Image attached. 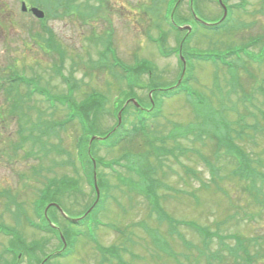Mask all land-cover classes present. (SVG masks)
<instances>
[{"label":"rangeland","instance_id":"rangeland-1","mask_svg":"<svg viewBox=\"0 0 264 264\" xmlns=\"http://www.w3.org/2000/svg\"><path fill=\"white\" fill-rule=\"evenodd\" d=\"M16 1L0 0V82L2 75L15 69L26 72L28 77H40L42 85L64 91L50 59L34 48L36 45L31 47L32 39L39 38L41 27L20 14ZM36 1L41 3L36 5L39 9L45 7L48 12L44 27L48 26L54 33L55 50L53 47L49 50L56 55L57 51H62L63 43L67 51L65 69L71 84L78 86L75 98L84 101L95 92L105 102L106 112L94 116L97 127H89L90 139L106 134L115 124L112 111L124 102L139 97L141 103L150 108L148 89L163 90L174 85L181 70L178 57L173 54L181 43L186 60L185 92L168 99L151 92V104L160 112L158 118L147 119L129 107L124 122L135 136L108 152L96 145L94 159L119 164L113 166L114 172L106 168L99 171L101 201L89 221L84 226H72L59 213L50 211L53 222L58 221L57 226L66 229L61 231L71 245L74 243V253L47 264H209L208 256L220 260L214 264H244L234 259L227 249L231 246L236 250L238 242L255 255L256 259L249 264H264V206L259 204L263 198L255 201L248 191L249 182L234 173L239 164L229 156V150L233 149L231 130L242 115L249 124L246 133L250 137L245 136L244 141L237 144L253 161L252 167L264 174V121L260 115V111H264V64H254L264 61V0H242L250 5L234 9L221 34L201 31L198 35L180 30L194 26L189 0L177 5L176 0H72L70 11L64 8L65 0L59 3L50 0L49 5L45 0ZM214 1L195 0L192 8L203 19L217 21L222 11ZM224 1L242 3L241 0ZM4 2L5 9L1 6ZM172 17L174 26L166 22ZM29 30L33 31L32 37L28 36ZM253 37H261L263 41L255 48L236 50L249 44ZM108 43L111 48L107 56L112 55L101 58L99 53H106ZM163 48L167 56L161 55ZM229 53L235 55L228 57ZM194 54L220 55L222 59L192 58L190 55ZM115 57L125 66L150 62L153 79L137 72V79L128 81V87L125 86L120 81L121 73L112 69ZM57 62H60L58 57ZM139 83L148 89L144 86L145 89L133 92L132 87L140 86ZM253 104L260 109L255 117L246 114L251 112ZM17 111L14 100H8L0 89V192L12 194L18 190V203L27 207V202L38 196L45 179L57 178L58 183L60 178H65L70 180L72 191L59 199L61 208L65 215L80 217L90 208L95 195L85 178L87 163L82 165L78 161L74 149L75 137L80 133L78 127L73 126L66 132L64 142L69 155L56 154L53 147L45 152L36 151L29 144L18 151ZM48 118L57 120L60 114L48 115ZM259 121L260 129H255L259 134L252 137L251 126ZM4 122H7L5 128ZM133 128L144 129L143 135H136L137 131H131ZM218 142L222 143L219 152ZM46 143L53 145V141ZM160 146L173 155L164 156L168 157L161 164L162 151L156 155ZM129 153L132 154L122 158ZM124 160L135 173L139 167L146 169L145 176L140 179L139 175L129 172L122 166ZM210 165L216 170V176H212ZM73 181L76 182L72 184ZM157 181L161 187L150 192V184ZM262 186L264 192V184ZM156 191L170 198L161 200L162 207L156 209L163 219L161 227L157 226L155 214L150 217L152 221L146 222L148 202L142 199L152 197ZM0 202L5 205L4 197ZM5 209H0L1 216L7 214ZM7 211V216H0V220L15 224L12 212ZM193 221L218 238L209 246L204 245L198 233L188 231ZM25 225L19 226L24 235ZM183 230L184 237L194 246L180 235ZM28 238L41 245L36 253L39 259L62 246L53 235L36 232ZM0 243L2 253L4 240ZM172 245L178 252L184 251V255L177 254Z\"/></svg>","mask_w":264,"mask_h":264},{"label":"flooded vegetation","instance_id":"flooded-vegetation-1","mask_svg":"<svg viewBox=\"0 0 264 264\" xmlns=\"http://www.w3.org/2000/svg\"><path fill=\"white\" fill-rule=\"evenodd\" d=\"M217 21L211 22V23H215L214 28L217 27L219 24V21L216 23ZM37 49V48H36ZM39 49L42 52V55L46 58L48 57V59H50L52 65L51 68L53 67L55 73L57 74V78L62 82L64 88V91L58 92L56 88L50 87L49 85H42V81L40 80V77L37 76H33V77H28L26 76V72H17L15 70V75L18 79L24 78L25 81L23 83H19L15 88H14V92L17 94L16 98L19 101H24V102H36L35 101V96H36V88H39V91L41 93H47L48 94V98H52L53 96H60L62 100H66L67 96H68V71H66L65 69V61H66V57H67V51L64 47V45H62V51H61V55H60V62H57V56L54 55V53L52 51H50L46 45H44L43 43L39 44ZM64 59V60H63ZM63 60V61H62ZM40 99L39 101H37L36 106L39 109L41 107L42 104H44V98H42V96H39ZM64 125V124H63ZM35 135L39 134L42 130H36L33 129ZM64 130H66V126L64 125ZM58 129H55V134L56 136L58 135ZM53 135V131L49 134H47L45 137H50ZM63 135H65V133L63 132V130L61 131V144L63 143L64 139H63Z\"/></svg>","mask_w":264,"mask_h":264},{"label":"trees","instance_id":"trees-1","mask_svg":"<svg viewBox=\"0 0 264 264\" xmlns=\"http://www.w3.org/2000/svg\"><path fill=\"white\" fill-rule=\"evenodd\" d=\"M137 72H139L138 70H137ZM84 105L86 106V111L85 112H93L94 110H96V109H98V108H103V102H101L100 101V99H98V98H96V97H91V98H88L87 99V101H85L84 102ZM125 113V112H124ZM86 120H88V117L86 118ZM85 120V121H86ZM122 128V127H121ZM139 130V128H135L134 129V131H138ZM119 131V132H118ZM118 131H116L111 137H109L107 140L108 141H106L107 143V146H110V147H116V146H118V145H120V143L121 142H123V140L125 139V136L124 135H122L121 134V130H118ZM92 147H93V144H92V146H91V149H92ZM236 153L238 154V156H239V160H240V164H239V167H241V169H245L244 168V166L243 165H241V157H243V156H245L246 155V153L245 152H243L242 151V153H239V152H237L236 151ZM86 156H87V151H86ZM91 165V172H90V175H91V177L93 178V163H91L90 164ZM99 165H102V166H108L107 164H105L104 162H102V161H98L97 162V167L99 166ZM238 167V168H239ZM251 167H252V165H251ZM256 171H257V168H254ZM255 170H253V167L252 168H250V173L247 175V170L245 171V175H246V177H249L250 175H253L254 173H255ZM261 174V179H263L264 180V174H262V173H260ZM100 179V178H99ZM254 185H251L250 186V189L248 190L249 192H250V194H252L253 196H256L255 195V193H254ZM154 206V208L156 207V208H159V207H161L158 203H156V204H154L153 205ZM164 209V208H163ZM155 212H156V209H155ZM160 218H161V216H160ZM192 227L194 228H196V229H198V231L199 232H201V234L204 236V238H205V240H212L213 238H215V237H217V236H212V235H205L206 233L203 231V230H201L200 228H198V225L196 224V225H194V224H192ZM194 228V229H195ZM195 229V230H196ZM205 233V234H204ZM212 238V239H211ZM220 240H222V242H224V239H220ZM239 244L238 245H236V250L235 249H233L231 246H228L227 248L228 249H230V250H232V251H234V252H240V248H241V243L240 242H238ZM247 248V247H246ZM245 248V249H246ZM244 254L246 255V257H247V259L249 260V261H251V259H252V256L250 255V251L247 249V250H245L244 251Z\"/></svg>","mask_w":264,"mask_h":264}]
</instances>
